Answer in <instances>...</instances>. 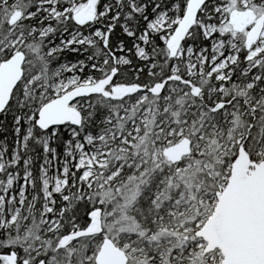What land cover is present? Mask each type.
Instances as JSON below:
<instances>
[{
    "label": "snow or ice",
    "instance_id": "obj_1",
    "mask_svg": "<svg viewBox=\"0 0 264 264\" xmlns=\"http://www.w3.org/2000/svg\"><path fill=\"white\" fill-rule=\"evenodd\" d=\"M0 264H264V0H0Z\"/></svg>",
    "mask_w": 264,
    "mask_h": 264
}]
</instances>
